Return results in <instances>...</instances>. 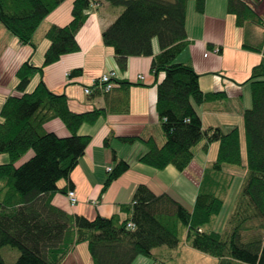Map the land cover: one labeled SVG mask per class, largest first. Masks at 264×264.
<instances>
[{"label":"trees","instance_id":"1","mask_svg":"<svg viewBox=\"0 0 264 264\" xmlns=\"http://www.w3.org/2000/svg\"><path fill=\"white\" fill-rule=\"evenodd\" d=\"M63 1L0 0V25L21 43L32 45L43 19ZM91 1L95 0H74L70 22L50 26L45 33L50 45L42 65L26 61L18 68V95L7 97L0 109V154L9 159L0 164V264H7L1 251L5 246L18 250L17 264H60L78 243H87L93 264H132L140 255L153 258V264H166L156 257L154 249L177 248L181 226L187 228L190 246L215 257L216 264H264V57L248 79L251 106L243 113L246 170L223 232L203 227L221 212L232 184L229 180L221 183L213 178L211 182L210 178L209 185L196 195L192 209L169 193L157 194L146 184H139L131 202L120 208L124 218L117 213L92 219L72 216L51 203L52 194L59 191L58 182L70 178L91 140L90 135L79 134L80 127L95 123L107 112H129V88L135 85L115 80L123 90L117 105L85 112L72 111L67 96L51 91L43 80L26 91L37 71L79 50L76 34L87 19ZM106 1L121 7L102 33L104 44L114 49L119 68H127L130 56H153L152 72L156 76L163 74L157 83L156 111L164 143L158 145L152 137L123 136L120 140L133 143L139 139L144 143L147 150L139 156L140 162L156 169L171 165L179 171L190 164L194 147L204 137L208 142L221 141L218 159L212 165V170L219 172L236 153L238 137H229L218 127L203 130L195 104L217 93L202 91L194 67L176 60L188 45L186 18L190 0ZM205 4L206 0H195V10L203 13ZM227 11L235 15L239 27L250 23L264 28V20L247 0H227ZM153 39L160 48L156 55ZM243 47L264 54V44L252 47L244 43ZM80 73L75 69L70 75ZM53 119H59L70 135L62 137L44 131V124ZM29 151L33 154L21 162ZM113 160L115 165L105 179L103 191L130 168L127 160L115 154ZM253 221L258 223L251 224ZM129 222L134 227H129ZM247 231L253 234L244 241Z\"/></svg>","mask_w":264,"mask_h":264},{"label":"crops","instance_id":"2","mask_svg":"<svg viewBox=\"0 0 264 264\" xmlns=\"http://www.w3.org/2000/svg\"><path fill=\"white\" fill-rule=\"evenodd\" d=\"M73 1L64 0L43 19L32 37V45L21 43L0 25V109L7 97L18 95V68L26 61L35 66L42 65L45 51L50 45L45 33L52 25L65 26L70 22ZM247 1L255 9L253 0ZM255 11L264 20V10L257 8ZM120 12L121 7H114L106 0L91 1L87 19L76 34L79 50L64 54L56 62L44 66L41 72L37 71L33 75L27 87L26 91H31L43 80L51 91L67 96L72 111L85 112L112 108L123 96L119 84L107 94L85 93L84 88L92 86L102 74L114 72L115 80L135 83L129 88V112H107L95 123L80 127L79 134L90 135L91 140L71 171L70 178L58 182L59 191L52 194L51 203L72 216L83 215L92 219L97 215L110 217L117 213L124 218L125 213L120 208L131 202L139 184H146L157 194L169 193L181 203L188 198L192 207L196 195L202 187L209 185L210 178L211 182L213 178L221 183L229 180L232 182L231 187L236 178L242 183L246 170L243 113L251 103L248 79L253 67L264 57L262 51L246 49L243 44L252 47L263 45L262 26H237L235 15L227 11V0H206L203 13H198L194 6L188 7V45L176 60L194 67L199 74L202 91L217 93L208 101L195 104V108L204 131L218 127L229 137L237 134L238 149L235 154H231V159H239L240 163L230 161L219 172L212 170L213 163L218 159L221 141L208 142L204 137L194 147V157L183 171L171 165L156 169L138 160L147 150L139 139L152 137L158 145L165 141L156 111L157 83L163 74L156 76L152 72L153 56H130L127 68H119L114 49L104 44L102 33ZM152 46L153 55L159 53L157 39H153ZM75 69H80L81 73L71 76L70 73ZM139 75L144 78L139 79ZM43 129L62 137L70 135L59 119L46 122ZM123 136L139 139L124 143L119 138ZM114 154L118 159L127 160L130 168L103 191L108 167L113 168L115 165ZM8 160L6 154H0V164ZM70 186L78 198L75 205L70 204L66 195ZM138 258L132 264L136 260L139 264H149L145 259ZM60 264H93L87 243L75 244Z\"/></svg>","mask_w":264,"mask_h":264},{"label":"rangeland","instance_id":"3","mask_svg":"<svg viewBox=\"0 0 264 264\" xmlns=\"http://www.w3.org/2000/svg\"><path fill=\"white\" fill-rule=\"evenodd\" d=\"M251 1V0H250ZM255 9L264 10V1L253 0L252 1ZM195 5V0H190L188 3V7ZM250 24V23H248ZM247 24V25H248ZM251 106V103H250ZM245 134V133H244ZM32 151H29L22 159L21 162L25 161L32 155ZM235 154V153H234ZM238 156L234 157L237 158ZM233 162H239V159L231 160ZM241 181L239 179H235L233 185L230 189V192L226 194L224 198V205L221 212L214 218V220L205 225L203 228L206 231L214 230L216 232H223L227 226V222L234 210L237 194L241 187ZM183 204L191 209V202L188 198L182 200ZM257 221L251 222V224H257ZM253 234L252 231H247L243 235V240L246 241L247 239L251 238ZM2 255L5 258L7 264H17L18 258V250L16 248L5 246L1 249ZM161 251V252H160ZM154 253H156V257L166 264H216L217 259L209 254L203 253L193 247L187 241V228L181 226L180 228V244L177 248H169L167 246H162L154 249ZM143 257V258H142ZM138 259H145L149 264H153L154 259L149 258L146 256L140 255ZM134 264H139L138 260Z\"/></svg>","mask_w":264,"mask_h":264},{"label":"built area","instance_id":"4","mask_svg":"<svg viewBox=\"0 0 264 264\" xmlns=\"http://www.w3.org/2000/svg\"><path fill=\"white\" fill-rule=\"evenodd\" d=\"M264 31V28H263ZM217 52L218 49H215ZM139 79H143V75L138 76ZM117 86V82L115 81V73L110 72L106 74H102L100 77H98L92 86H87L84 88V91L87 95L93 94L95 91L104 94L112 91L115 87ZM111 170V167H108V171ZM67 198L70 202L71 205H75L78 202V198L76 195V192L74 189H68L67 193ZM129 227H134V224L129 222L128 223Z\"/></svg>","mask_w":264,"mask_h":264}]
</instances>
